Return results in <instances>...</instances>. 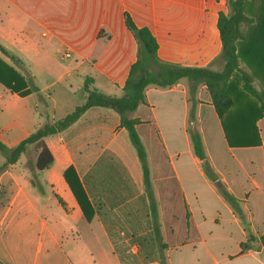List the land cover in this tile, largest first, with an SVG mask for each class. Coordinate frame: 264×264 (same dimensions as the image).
I'll use <instances>...</instances> for the list:
<instances>
[{
    "label": "crops",
    "instance_id": "1",
    "mask_svg": "<svg viewBox=\"0 0 264 264\" xmlns=\"http://www.w3.org/2000/svg\"><path fill=\"white\" fill-rule=\"evenodd\" d=\"M220 11L231 12L229 0H0V44L23 68L1 50L0 57L39 88L21 96L0 82V129L23 128L21 141L47 118L72 111L30 114L62 79L73 93L90 77L93 87L120 96L138 51L126 13L150 28L161 60L221 71ZM55 68L57 77L40 87L38 72ZM243 108L237 104L224 117H243ZM130 115L140 119L150 188L119 114L88 108L44 138L54 161L38 171L43 191L29 169L16 171L19 160L0 172V264H264V116L256 122L259 143L231 145L207 85L199 82L191 92L187 77L146 86ZM195 130L214 179L195 153ZM70 166L94 209L90 220L65 179ZM221 187L237 198L238 211Z\"/></svg>",
    "mask_w": 264,
    "mask_h": 264
},
{
    "label": "trees",
    "instance_id": "2",
    "mask_svg": "<svg viewBox=\"0 0 264 264\" xmlns=\"http://www.w3.org/2000/svg\"><path fill=\"white\" fill-rule=\"evenodd\" d=\"M229 6L231 12L226 14L220 11L218 21L222 39V56L225 59V65L221 71L207 67L184 66L161 60L157 53L158 41L150 28L138 26L131 15L126 13L125 22L137 40L138 51L137 59L132 63L123 86V93L120 96L107 94L97 87H93L91 85L92 78L86 77L82 89L84 101L72 111L57 119L47 118L42 125L14 146H9L0 139V152L5 157V161L0 164V172L9 164L17 162L20 156L28 151L29 145L34 144L35 160L29 161L31 180L40 191H43V186L38 179V171L49 167L54 161L52 151L44 138L68 128L88 108L106 106L113 108L119 114L120 126L128 130L143 166L147 188H150L147 154L137 131L140 119L133 118L130 114L145 100L146 86L153 84L167 87L182 77L189 79L191 92L192 87L194 88L199 82H204L207 85L216 111L221 117L227 140L231 145L259 143L256 122L264 116V0H229ZM0 50L20 68H23L22 61L17 56L10 54L1 44ZM241 63H244L250 71L241 67ZM256 79L258 83L255 82ZM0 82L21 96L39 89L29 73L26 72L25 75H22L1 57ZM237 104L244 106L245 116L226 120L225 113ZM241 130L244 133L247 132L246 136L249 139H237L236 132ZM254 136H256L255 139ZM191 139L196 155L204 160L206 173L213 177L207 163L201 134L196 130L192 131ZM64 176L86 218L90 220L93 217L94 209L74 168L68 167ZM220 190L224 198L238 211L237 198L225 187H221ZM261 240L264 245V234ZM161 264H167V262L163 261Z\"/></svg>",
    "mask_w": 264,
    "mask_h": 264
},
{
    "label": "rangeland",
    "instance_id": "3",
    "mask_svg": "<svg viewBox=\"0 0 264 264\" xmlns=\"http://www.w3.org/2000/svg\"><path fill=\"white\" fill-rule=\"evenodd\" d=\"M231 9V7H230ZM223 58V57H221ZM223 60V59H221ZM29 70V68H27ZM59 74V71L57 68H55L53 71H40L38 72L37 76V83L40 87H42L43 84L47 83L48 81H51L57 77ZM79 78V77H78ZM74 85V84H73ZM47 93L50 94V97H55V98H50L48 95L44 96L45 100L39 102L37 105L33 104V107L31 108L30 114H33V116H36L38 114H45L46 111L50 112L52 115L55 113L58 117L63 115L65 112V109H71L73 110L76 106L79 105L84 101V96L82 91H78L77 93H73L71 89L69 88V82L65 79L60 80L59 82L55 83L54 85L50 86L47 90ZM72 92V93H71ZM54 99L57 102V109L53 108L54 107ZM20 104V106L24 104H28V101H21L17 102ZM0 105L1 102H0ZM62 106V107H61ZM2 109L0 108V115L3 114L1 112ZM6 115L4 117V122H6ZM7 127H15L17 124H6ZM23 128H17L16 130L13 129L12 131L8 129L1 130L0 129V139H2L5 143L9 145V143H18L21 137V133ZM25 133V132H23ZM25 135V134H22ZM24 137V136H22ZM36 156V151L34 148V144L29 145L28 151L22 154L19 158V162L16 163L15 169L18 171V173H24L23 168L21 165L26 167L27 169L30 170L29 168V161H34ZM4 159L3 154L0 152V161Z\"/></svg>",
    "mask_w": 264,
    "mask_h": 264
},
{
    "label": "built area",
    "instance_id": "4",
    "mask_svg": "<svg viewBox=\"0 0 264 264\" xmlns=\"http://www.w3.org/2000/svg\"><path fill=\"white\" fill-rule=\"evenodd\" d=\"M71 53H72V50H70V49L67 48V49L65 50V52H64V56H65V57H69V56H71Z\"/></svg>",
    "mask_w": 264,
    "mask_h": 264
}]
</instances>
